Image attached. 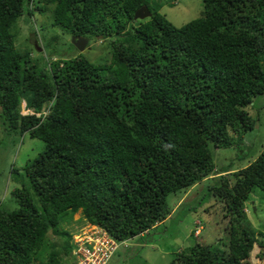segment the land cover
<instances>
[{
  "label": "trees",
  "instance_id": "1",
  "mask_svg": "<svg viewBox=\"0 0 264 264\" xmlns=\"http://www.w3.org/2000/svg\"><path fill=\"white\" fill-rule=\"evenodd\" d=\"M143 5L150 17L133 21ZM202 8L174 27L145 0H0L3 123L43 143L21 173L11 170L27 185L10 193L16 209L0 207V264H68L71 234L59 226L78 211L116 240L138 236L169 215L168 195L212 174L204 188L228 217L227 253L194 243L169 264H250L254 245L263 256L243 205L255 189L264 196V145L238 170L231 161L215 169L211 149L240 153L256 126L245 109L264 95V0H202ZM33 12L68 36L113 38L108 61L65 53L38 65L11 33ZM22 100L48 114L21 115ZM49 231L63 238L62 255L52 248L36 263L51 248Z\"/></svg>",
  "mask_w": 264,
  "mask_h": 264
},
{
  "label": "rangeland",
  "instance_id": "2",
  "mask_svg": "<svg viewBox=\"0 0 264 264\" xmlns=\"http://www.w3.org/2000/svg\"><path fill=\"white\" fill-rule=\"evenodd\" d=\"M145 1L150 7L158 8L159 13L174 27H181L185 23L197 19L203 10L202 0ZM11 32L15 34V46L20 50H26L32 60L40 66H45L48 63L47 56H55L50 60L51 63L58 58L64 59L65 53L68 56L78 53L70 43V36L62 32L61 29L52 27L50 16L46 13L35 12L30 17L22 15L17 19ZM112 39L88 38V49H84L80 54L92 64L107 62L109 43ZM36 42L41 48L39 51L33 46ZM23 104L24 102L21 101L20 114L25 112L22 108ZM245 110L251 118L256 119V126L252 131L246 133V139L243 144H240V148L241 152H247L248 147L252 145L256 156L264 145V95L255 99L254 103ZM3 121L4 117L0 111V207L14 210L17 206L10 193L14 188L21 186L20 181L27 185V180L23 174H20V171L25 163L36 158L42 151L43 143L37 139L29 138L25 133L20 135L17 130L8 128ZM232 148L211 149L215 169L223 168L218 165L227 164L230 161L233 163V166L229 168L231 170L244 167L242 161L230 160L239 153L237 148ZM250 155L253 153L251 152ZM245 162L247 164V160ZM12 169L20 172V176L11 173ZM212 177L216 176L212 174L188 189L168 195L166 202L170 213L166 219L147 232L125 241V248H118V253L111 257L107 264H169L175 253L187 250L194 243L209 245L211 253L220 251L226 254L229 244V231L226 229L228 217L224 218V212H221L219 203L213 198H209L208 192L204 188L211 182L210 178ZM194 190L197 191V194L193 197ZM198 201L204 203L200 204ZM204 207H209V211H206ZM243 214L246 224L253 231L255 237L259 239L257 233L260 232L263 235L261 239H264V196L260 191L255 189L250 193L248 200L243 205ZM73 216L71 221L59 226V231L65 229L72 235L71 241L78 237L76 236L80 233L78 227L82 225L80 214L76 213ZM196 220L199 221V227L194 225L197 224ZM46 238L47 245H51V248L44 247L46 252L38 254L36 263L43 260L44 256L53 249L62 255L63 238L50 231ZM258 251V246L254 245L249 253L250 264H264V254L259 259L256 255ZM69 256L64 258L68 261Z\"/></svg>",
  "mask_w": 264,
  "mask_h": 264
},
{
  "label": "built area",
  "instance_id": "3",
  "mask_svg": "<svg viewBox=\"0 0 264 264\" xmlns=\"http://www.w3.org/2000/svg\"><path fill=\"white\" fill-rule=\"evenodd\" d=\"M73 264H106L116 244L104 231L88 229L74 241Z\"/></svg>",
  "mask_w": 264,
  "mask_h": 264
},
{
  "label": "clouds",
  "instance_id": "4",
  "mask_svg": "<svg viewBox=\"0 0 264 264\" xmlns=\"http://www.w3.org/2000/svg\"><path fill=\"white\" fill-rule=\"evenodd\" d=\"M28 8L29 9H32V5L31 4H29L28 5ZM33 13H35V12H33ZM30 16H32V15H29V17ZM18 18H20V17H17L16 19H15V22H14V24L16 23V21H17V19ZM147 19V18H146ZM134 21V20H133ZM135 21H139V20H135ZM14 26V25H13ZM12 26V27H13ZM12 29V28H11ZM12 33V32H11ZM13 34V33H12ZM15 35V34H14ZM70 36V38H71V36H73L75 39L77 38V37H80V38H86L87 39V44H88V38L89 37H83V36H75V35H69ZM97 37H101V36H97ZM97 37H95V38H97ZM87 44H86V48L88 49V47H87ZM34 46V48L37 50V48H38V50L37 51H39V49H41L40 48V46H39V44H38V42H36L35 43V45H33ZM86 50V49H85ZM41 51V50H40ZM77 51V50H76ZM78 52V51H77ZM78 53H80V52H78ZM55 56H49V57H47L48 58V66H49V64H51V63H53V62H56L58 59H60V58H58V59H56V60H54V61H52L51 63H50V60L52 59V58H54ZM23 101V100H22ZM24 102V101H23ZM22 108L24 109V114H21V115H25V114H30V115H34L35 117H45L47 114H48V108L46 107V108H44V109H42L41 111H39V112H33L32 110H27L26 108H25V102H24V104H23V106H22ZM245 139H246V137L244 136V141H245ZM245 148H246V146L245 145H243ZM233 147H235V146H233ZM214 150H218V149H214ZM241 150L242 149H240V154L238 153V155L236 156V157H233V158H231L230 160H233L234 162H237L238 160H237V158L238 157H240V156H242V159L243 160H241L242 162H243V165H246V160H247V164L250 162V161H252L256 156L253 154V155H249V150H247V152H241ZM246 155L248 156L247 158H246ZM231 165L233 166V163H231ZM243 168V167H242ZM76 213H79V211L78 212H76ZM75 213V214H76ZM74 217V216H73ZM73 217H72V219H73ZM80 218V217H79ZM80 221L82 222V225L80 226V227H78V229L80 230V233L79 234H77L76 236H80V235H82L85 231H87L88 229H98V230H102V231H104L107 235H109L104 229H102V228H100V227H98V226H94V225H90V224H88V223H86V222H84L81 218H80ZM197 221V224H194L195 225V227H199V221L198 220H196ZM157 225V224H156ZM155 225V226H156ZM155 226H153V227H155ZM152 227V228H153ZM81 229H83V230H81ZM148 230H146V231H144L143 233H145V232H147ZM143 233H141V234H143ZM140 234V235H141ZM72 236V235H71ZM110 236V235H109ZM139 236V235H138ZM111 237V236H110ZM134 237H136V236H134ZM134 237H132V238H134ZM77 238V237H76ZM75 238V239H76ZM112 238V237H111ZM74 239V240H75ZM113 240H114V242H115V244H116V248L114 249V251L112 252V254L110 255V257H109V259H108V261L110 260V258L111 257H113L114 255H116L117 253H118V248H120V247H123V248H125V246H126V244H125V241H127V240H129V239H131V238H128V239H124V240H116V239H114V238H112ZM72 240V239H71ZM73 240V241H74ZM73 241H71L72 242V245H73V247H74V243H73ZM73 247H72V249H73ZM72 249H71V251H72ZM71 251H70V253H69V260H68V264H73V258H72V255H71ZM68 256V255H67ZM108 263V262H107ZM106 263V264H107Z\"/></svg>",
  "mask_w": 264,
  "mask_h": 264
},
{
  "label": "water",
  "instance_id": "5",
  "mask_svg": "<svg viewBox=\"0 0 264 264\" xmlns=\"http://www.w3.org/2000/svg\"><path fill=\"white\" fill-rule=\"evenodd\" d=\"M150 12L148 11L146 6H140L137 10H135V12L133 13L132 16V20H143L146 18L150 17ZM70 43L72 44V46L78 51V52H82L84 49L86 48V44H87V39L86 38H80L77 37L76 39L71 36L70 38ZM38 50V48H37ZM254 211V209H252Z\"/></svg>",
  "mask_w": 264,
  "mask_h": 264
}]
</instances>
